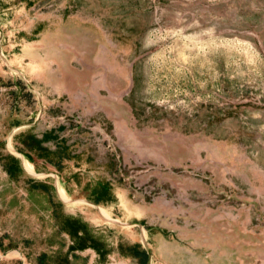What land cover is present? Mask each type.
<instances>
[{"label": "rangeland", "instance_id": "1", "mask_svg": "<svg viewBox=\"0 0 264 264\" xmlns=\"http://www.w3.org/2000/svg\"><path fill=\"white\" fill-rule=\"evenodd\" d=\"M0 264H264V0H0Z\"/></svg>", "mask_w": 264, "mask_h": 264}, {"label": "bare ground", "instance_id": "2", "mask_svg": "<svg viewBox=\"0 0 264 264\" xmlns=\"http://www.w3.org/2000/svg\"><path fill=\"white\" fill-rule=\"evenodd\" d=\"M12 148V150L14 151V153H16L17 155H19V157L23 160V164H24V167L26 169L27 172L31 173V174H36L35 172H32V169L31 167L29 166L28 162H25V159L23 158L22 154L19 153L18 151H16L12 146H10ZM61 196H63L65 199L66 198V195L65 193L62 191V194Z\"/></svg>", "mask_w": 264, "mask_h": 264}]
</instances>
